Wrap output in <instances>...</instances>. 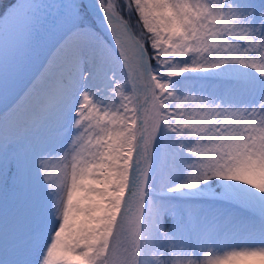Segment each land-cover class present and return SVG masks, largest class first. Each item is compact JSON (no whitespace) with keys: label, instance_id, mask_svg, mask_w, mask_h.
Returning <instances> with one entry per match:
<instances>
[{"label":"snow or ice","instance_id":"obj_1","mask_svg":"<svg viewBox=\"0 0 264 264\" xmlns=\"http://www.w3.org/2000/svg\"><path fill=\"white\" fill-rule=\"evenodd\" d=\"M0 264H264V0H0Z\"/></svg>","mask_w":264,"mask_h":264},{"label":"trees","instance_id":"obj_2","mask_svg":"<svg viewBox=\"0 0 264 264\" xmlns=\"http://www.w3.org/2000/svg\"><path fill=\"white\" fill-rule=\"evenodd\" d=\"M5 2L7 3V2H10V0H5Z\"/></svg>","mask_w":264,"mask_h":264}]
</instances>
